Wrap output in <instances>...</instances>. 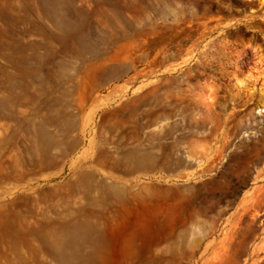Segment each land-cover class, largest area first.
Here are the masks:
<instances>
[{
  "label": "rangeland",
  "instance_id": "1",
  "mask_svg": "<svg viewBox=\"0 0 264 264\" xmlns=\"http://www.w3.org/2000/svg\"><path fill=\"white\" fill-rule=\"evenodd\" d=\"M0 264H264V0H0Z\"/></svg>",
  "mask_w": 264,
  "mask_h": 264
}]
</instances>
